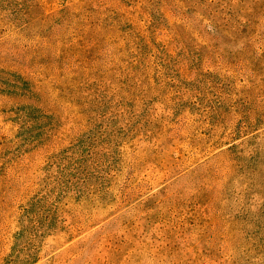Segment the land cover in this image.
Instances as JSON below:
<instances>
[{"label": "rangeland", "instance_id": "1", "mask_svg": "<svg viewBox=\"0 0 264 264\" xmlns=\"http://www.w3.org/2000/svg\"><path fill=\"white\" fill-rule=\"evenodd\" d=\"M0 264H264V0H0Z\"/></svg>", "mask_w": 264, "mask_h": 264}]
</instances>
